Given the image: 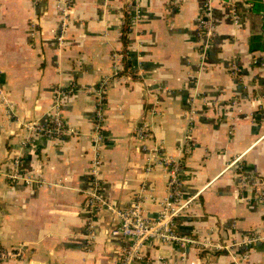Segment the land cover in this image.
Masks as SVG:
<instances>
[{
    "label": "crops",
    "instance_id": "1",
    "mask_svg": "<svg viewBox=\"0 0 264 264\" xmlns=\"http://www.w3.org/2000/svg\"><path fill=\"white\" fill-rule=\"evenodd\" d=\"M206 2L0 0V264H122L131 240L112 235L117 215L91 210L89 193L98 182L109 206L141 200L156 219L172 161L189 202L176 230L196 244L151 243L135 264H264L254 4L212 0L203 62ZM57 104L68 131L29 145L25 125L50 123Z\"/></svg>",
    "mask_w": 264,
    "mask_h": 264
},
{
    "label": "built area",
    "instance_id": "2",
    "mask_svg": "<svg viewBox=\"0 0 264 264\" xmlns=\"http://www.w3.org/2000/svg\"><path fill=\"white\" fill-rule=\"evenodd\" d=\"M39 2V0H36ZM212 0H207L204 7V14L200 18L199 38L203 41L202 59L206 61L208 52L212 46V40L216 33V23L212 13ZM235 18L239 17L235 14ZM99 95L101 92L98 93ZM101 111V109H100ZM100 111L98 112L99 119H101ZM50 123L43 124L40 121L29 122L25 125L28 132L27 143L30 145L33 142V137L37 134H45L53 139L68 131L66 124L60 115L59 105L55 107ZM101 139V138H100ZM174 162V164H172ZM172 165L173 172L169 181L170 196L165 201L162 211L156 219H150L144 212L143 202L141 200L132 203L129 209L119 210L104 200L101 195V184L95 182L94 189L89 193V206L91 210L107 206L118 217L120 223L112 231L115 237L128 238L131 240L130 245L124 250L122 264H135L145 257V251L151 243L156 244H177L181 248L186 249L189 245H195L196 241L185 236H181L176 230V220L186 211L189 202L185 201L182 193V183L179 179L180 165L178 162L172 161L168 163ZM16 172L11 174L13 178H20V161L16 162ZM264 196V192H263ZM260 239V238H258ZM255 237L244 240L245 245L258 240ZM9 255L7 251L0 248V258Z\"/></svg>",
    "mask_w": 264,
    "mask_h": 264
},
{
    "label": "trees",
    "instance_id": "3",
    "mask_svg": "<svg viewBox=\"0 0 264 264\" xmlns=\"http://www.w3.org/2000/svg\"><path fill=\"white\" fill-rule=\"evenodd\" d=\"M253 2V13L251 14V24L253 31H255L254 36L251 39V50L252 51H264V36L262 32L264 31V23L261 20V5L259 0H251ZM127 66V65H126ZM128 68V66H127Z\"/></svg>",
    "mask_w": 264,
    "mask_h": 264
}]
</instances>
